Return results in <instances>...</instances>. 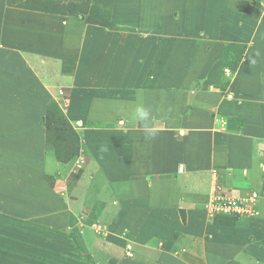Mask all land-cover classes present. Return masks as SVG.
<instances>
[{
  "label": "crops",
  "instance_id": "crops-1",
  "mask_svg": "<svg viewBox=\"0 0 264 264\" xmlns=\"http://www.w3.org/2000/svg\"><path fill=\"white\" fill-rule=\"evenodd\" d=\"M6 1L0 0V42L6 43L0 46V138L4 128L33 126L28 139L37 123L20 114L34 107L28 97L40 94H32L38 84L25 94L31 80L20 56L31 54L27 39L45 42L49 28L63 27L52 23L54 16L49 28L40 25L39 11ZM150 1L115 0L110 23L84 27V36L81 21L68 16L71 41L57 40V49H67L58 70L64 74L59 84L72 93L68 114L85 123V169L99 173L91 190L112 202L103 257L112 254L121 264H210L215 258L216 264H264V0ZM32 18L38 25L30 29ZM14 68L20 76L13 81ZM139 105L150 110L148 121L133 119ZM146 127L156 135H147ZM36 134L38 151L25 157L29 173L45 159V138ZM217 176L235 196H257L259 214L239 223L242 231L208 221ZM11 186L0 190L6 214L15 207ZM161 241L168 242L160 247ZM38 253L28 250L20 263L38 264ZM89 255L74 251L70 264H96Z\"/></svg>",
  "mask_w": 264,
  "mask_h": 264
},
{
  "label": "rangeland",
  "instance_id": "rangeland-1",
  "mask_svg": "<svg viewBox=\"0 0 264 264\" xmlns=\"http://www.w3.org/2000/svg\"><path fill=\"white\" fill-rule=\"evenodd\" d=\"M144 1L142 3L144 6L151 3L150 0ZM261 4L264 5L262 2ZM5 5L39 11L36 13L38 18L35 20L40 25H47L49 28L50 24L60 21L63 28L60 32L49 28L44 33L48 38L45 42L35 38L34 43L27 39L25 45L28 44L27 47L32 49L31 54L25 53L20 56L21 63H23L20 67L23 70L27 69L24 76L27 74L31 80L27 85L28 92L25 94L31 93L38 84V88H35L38 91L34 89L32 94H40V96L28 97L34 102L33 108L36 111L32 112L33 108L28 109L25 115L19 112L21 116H28V121L37 123V126L35 123L36 127L33 128L35 132L28 139L25 137L32 131L33 126H29L28 129L21 128V125H18V128L2 129L3 136L0 142L5 143L0 144V190L12 184L15 207L9 210L10 214L4 213V210L0 208V264H21V259L26 258L25 254L30 249H33L35 253L42 252V254L35 255L38 264H70L74 251L78 254L82 251L83 253L88 252L89 257L96 264H121L112 254L107 255V259L103 257L110 235L107 224L109 213L107 212L112 209L108 205H112V202L106 201L97 189L91 190L92 183L94 181V185L98 183L99 173L97 169L91 171L85 169L89 160L83 153L85 123L83 124V121L74 119L68 114L72 93L70 88L59 84L64 74L58 70V66L62 65L60 58L67 53H65L67 49L64 50L63 44H59L58 49L56 48L59 38L60 43L61 38H70L72 34V30L70 31V27L67 26L70 20L68 16H74L81 21L83 27L80 34L84 36L87 28L95 27V24L108 25L110 23L115 0H7ZM176 10V7L172 9V11ZM51 16L55 18L52 23H49ZM27 22H29L30 29L33 25H38L33 18ZM22 27L20 26V30L23 29ZM12 32L14 33L15 30L13 29ZM68 41L70 42L71 38ZM15 43L19 47L22 42L17 38ZM5 45L6 43L0 42L1 47ZM16 50L15 47L14 51ZM14 70L15 68L12 71L13 81L14 77L20 76V71L15 70V72ZM46 93H51V96H45ZM115 122L118 123V121ZM5 131H12V133L6 135ZM38 131L45 138V149L43 150L45 159L44 162L39 160L38 164L30 169L31 173L25 172V157L33 151V153L38 151L36 149L39 145L36 134ZM115 134L117 136V133ZM27 143L32 144L26 148ZM42 155L41 151V157ZM213 173H218L217 168L213 169ZM15 174H21V177L23 174H28L29 177L25 175L22 180L19 178L14 182L10 181ZM219 179L218 176L214 179L211 199L206 207L209 212L208 221L214 226L227 228L232 226L234 230L242 231L239 223L244 224L251 221V218L258 216L259 211L248 215L247 213L217 210L218 206L212 201L216 196L224 193L233 197L253 198L254 200L257 196H235L231 189L227 190L219 183ZM0 195V203H2V194ZM20 196L23 197L21 200ZM27 201L34 207L26 208ZM220 216H227V219L230 217L231 221L226 222V219L221 222L222 220L217 219ZM85 240L92 244L87 245ZM167 242H159L160 247ZM124 249L126 256H129L128 253L132 252L131 248L125 246ZM176 249L170 247L169 251L177 254L185 251V248ZM164 253H166L165 250ZM94 254L100 257L96 259ZM219 260L215 258L212 262L211 260L208 262L216 264ZM145 263L144 261L142 264Z\"/></svg>",
  "mask_w": 264,
  "mask_h": 264
},
{
  "label": "built area",
  "instance_id": "built-area-1",
  "mask_svg": "<svg viewBox=\"0 0 264 264\" xmlns=\"http://www.w3.org/2000/svg\"><path fill=\"white\" fill-rule=\"evenodd\" d=\"M257 199V198H256ZM253 198L245 199V198H238L226 195H218L212 201L218 207L216 208L226 211H234L238 213H247L251 215V213H258L259 209L257 206V200Z\"/></svg>",
  "mask_w": 264,
  "mask_h": 264
},
{
  "label": "clouds",
  "instance_id": "clouds-1",
  "mask_svg": "<svg viewBox=\"0 0 264 264\" xmlns=\"http://www.w3.org/2000/svg\"><path fill=\"white\" fill-rule=\"evenodd\" d=\"M133 119L138 121H148L150 119V110L143 105L137 106L133 114ZM145 132L149 136H155L157 129L146 127Z\"/></svg>",
  "mask_w": 264,
  "mask_h": 264
}]
</instances>
